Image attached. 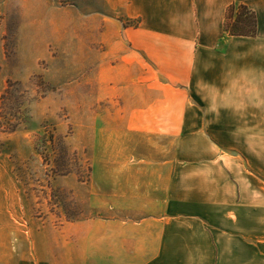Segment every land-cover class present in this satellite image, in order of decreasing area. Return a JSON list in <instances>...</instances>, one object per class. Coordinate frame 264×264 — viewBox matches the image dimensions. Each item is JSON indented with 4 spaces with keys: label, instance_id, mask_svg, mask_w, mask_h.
<instances>
[{
    "label": "crops",
    "instance_id": "1",
    "mask_svg": "<svg viewBox=\"0 0 264 264\" xmlns=\"http://www.w3.org/2000/svg\"><path fill=\"white\" fill-rule=\"evenodd\" d=\"M66 1L100 20V99L121 120L99 155L114 215L87 259L264 264V0ZM233 4L256 36L226 31Z\"/></svg>",
    "mask_w": 264,
    "mask_h": 264
},
{
    "label": "rangeland",
    "instance_id": "2",
    "mask_svg": "<svg viewBox=\"0 0 264 264\" xmlns=\"http://www.w3.org/2000/svg\"><path fill=\"white\" fill-rule=\"evenodd\" d=\"M89 6L0 0V264H97L98 220L114 215L98 206L100 150L121 122L100 99L114 57Z\"/></svg>",
    "mask_w": 264,
    "mask_h": 264
},
{
    "label": "trees",
    "instance_id": "3",
    "mask_svg": "<svg viewBox=\"0 0 264 264\" xmlns=\"http://www.w3.org/2000/svg\"><path fill=\"white\" fill-rule=\"evenodd\" d=\"M225 29L232 36L254 37L258 34L257 15L244 4H233L227 10Z\"/></svg>",
    "mask_w": 264,
    "mask_h": 264
}]
</instances>
